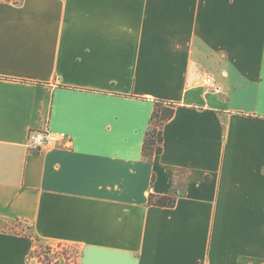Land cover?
Here are the masks:
<instances>
[{
  "label": "crops",
  "instance_id": "0c3cea01",
  "mask_svg": "<svg viewBox=\"0 0 264 264\" xmlns=\"http://www.w3.org/2000/svg\"><path fill=\"white\" fill-rule=\"evenodd\" d=\"M159 102L175 114L147 161ZM40 129L67 139L31 152ZM37 243L264 264V0H0V264Z\"/></svg>",
  "mask_w": 264,
  "mask_h": 264
},
{
  "label": "built area",
  "instance_id": "2783aa9c",
  "mask_svg": "<svg viewBox=\"0 0 264 264\" xmlns=\"http://www.w3.org/2000/svg\"><path fill=\"white\" fill-rule=\"evenodd\" d=\"M201 85L206 92L220 94L222 86L216 83L209 74L205 75ZM67 139L64 133L51 132L47 129L32 130L29 134L27 147L31 152H39L53 148L58 141ZM46 254L38 257L30 256L32 264H80V251L77 247L68 244L49 245L45 247ZM34 252V251H33Z\"/></svg>",
  "mask_w": 264,
  "mask_h": 264
},
{
  "label": "trees",
  "instance_id": "16d2710c",
  "mask_svg": "<svg viewBox=\"0 0 264 264\" xmlns=\"http://www.w3.org/2000/svg\"><path fill=\"white\" fill-rule=\"evenodd\" d=\"M175 114V109L168 103L159 102L152 117V124L146 132L143 144V157L150 161L155 156L163 153L164 127ZM151 202L159 207H172L175 205V198L171 196L154 197L151 196Z\"/></svg>",
  "mask_w": 264,
  "mask_h": 264
},
{
  "label": "rangeland",
  "instance_id": "374dc122",
  "mask_svg": "<svg viewBox=\"0 0 264 264\" xmlns=\"http://www.w3.org/2000/svg\"><path fill=\"white\" fill-rule=\"evenodd\" d=\"M58 245V244H57ZM49 246V245H47ZM46 245H41L37 243V247L35 248L34 252H32V257H38L39 255L44 256L46 254V250H45ZM59 264H63V263H59Z\"/></svg>",
  "mask_w": 264,
  "mask_h": 264
}]
</instances>
